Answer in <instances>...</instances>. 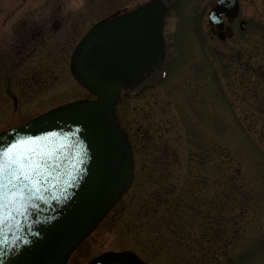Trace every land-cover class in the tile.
Segmentation results:
<instances>
[{
	"label": "rangeland",
	"instance_id": "1",
	"mask_svg": "<svg viewBox=\"0 0 264 264\" xmlns=\"http://www.w3.org/2000/svg\"><path fill=\"white\" fill-rule=\"evenodd\" d=\"M147 1L0 0V132L92 98L69 70L75 44ZM162 1L164 77L153 71L115 106L132 181L66 264L105 251L147 264H264V9L243 5L248 32L236 22L221 41L207 23L212 0Z\"/></svg>",
	"mask_w": 264,
	"mask_h": 264
},
{
	"label": "water",
	"instance_id": "2",
	"mask_svg": "<svg viewBox=\"0 0 264 264\" xmlns=\"http://www.w3.org/2000/svg\"><path fill=\"white\" fill-rule=\"evenodd\" d=\"M166 11L162 2L152 0L94 25L76 45L69 69L95 99L61 105L0 133V145L17 135L54 132L64 138L71 133L67 142L79 144L83 153L74 154L71 146L60 151L49 166L51 178L45 185L48 203L30 211L27 219L17 217L18 229L5 223L0 264H65L128 189L131 153L118 126L115 105L121 90L132 88L150 72L162 68ZM237 12L236 0H218L209 12V24L221 31V17L233 19ZM225 36H232L229 28ZM223 37L219 33V38ZM86 264L145 263L123 251L102 253Z\"/></svg>",
	"mask_w": 264,
	"mask_h": 264
},
{
	"label": "snow or ice",
	"instance_id": "3",
	"mask_svg": "<svg viewBox=\"0 0 264 264\" xmlns=\"http://www.w3.org/2000/svg\"><path fill=\"white\" fill-rule=\"evenodd\" d=\"M223 2V0H219ZM215 21V17H212ZM66 137L46 132L43 135H17L0 145V237L5 223L19 228L17 217L27 219L41 203H48L45 185L51 178L49 167L60 151L71 146L76 155H83L79 144L69 145ZM58 145V147H54ZM8 217L5 219V209Z\"/></svg>",
	"mask_w": 264,
	"mask_h": 264
},
{
	"label": "flooded vegetation",
	"instance_id": "4",
	"mask_svg": "<svg viewBox=\"0 0 264 264\" xmlns=\"http://www.w3.org/2000/svg\"><path fill=\"white\" fill-rule=\"evenodd\" d=\"M215 1L216 0H213L212 3H214ZM237 1H238L239 12L241 11L243 5H245V7L247 6L250 8H253V7L257 8L258 7L261 11L264 9V0H237ZM247 20L248 19H244V17H241L239 20H237V18H235L233 20L224 19V26H229L233 30L234 25L236 24V22H238V28H239L241 34H246L248 32V28H249V22ZM211 31L214 32L215 35L217 34L216 29L212 28ZM263 72H264V70H263ZM256 78L258 81L260 80L261 82L264 83V76H260V75L256 74ZM259 110H264V108L261 107V108H259Z\"/></svg>",
	"mask_w": 264,
	"mask_h": 264
}]
</instances>
